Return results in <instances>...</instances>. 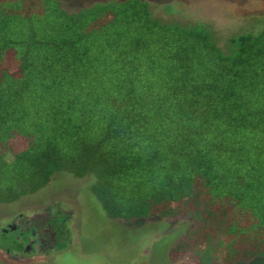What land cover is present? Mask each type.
<instances>
[{"label":"trees","instance_id":"1","mask_svg":"<svg viewBox=\"0 0 264 264\" xmlns=\"http://www.w3.org/2000/svg\"><path fill=\"white\" fill-rule=\"evenodd\" d=\"M164 6L0 0V206L65 173L109 219L180 222L173 264L264 257V21Z\"/></svg>","mask_w":264,"mask_h":264},{"label":"rangeland","instance_id":"2","mask_svg":"<svg viewBox=\"0 0 264 264\" xmlns=\"http://www.w3.org/2000/svg\"><path fill=\"white\" fill-rule=\"evenodd\" d=\"M96 1L100 0H66V4L70 8H78ZM148 1L154 2L158 10L164 8L166 3H171L174 12L183 13L193 21L212 24L223 36L227 33L251 29V24L264 21V0ZM24 145L23 139L13 142L14 149L22 148ZM24 206L39 208L38 213L44 212L46 217L56 214L58 217L70 218L69 223L61 226L64 236L61 238L63 241L59 248L61 251L54 256L57 264H110L111 261L116 264L175 263L171 260L175 259L176 253L169 251V246L177 235L182 234L181 230L177 231L178 226H182L180 222L174 227L173 223L162 221L151 223V220L125 222L109 219L88 190L85 180L73 179L65 173H58L49 184L33 196L21 198L8 206V209L6 206L2 208L0 206V216L10 215L13 209ZM57 210L60 213H57ZM45 216L41 217L39 220L41 222L36 219L40 223L39 226L46 221ZM42 234L44 238L45 235L43 232ZM3 237L0 235V247L15 249L17 234L10 231L3 234ZM72 237L75 243L73 246L70 244L72 249L69 250L67 247ZM43 241V244H37V241L33 246L35 259L42 258L41 253H50L55 247L51 245L52 239L51 242L49 238H44ZM24 254L22 256L25 258L32 257L28 253ZM49 260H52V257ZM234 264H264V257L250 261L242 260Z\"/></svg>","mask_w":264,"mask_h":264},{"label":"flooded vegetation","instance_id":"3","mask_svg":"<svg viewBox=\"0 0 264 264\" xmlns=\"http://www.w3.org/2000/svg\"><path fill=\"white\" fill-rule=\"evenodd\" d=\"M43 210V208H41ZM39 211L35 212L31 216H26L21 213L16 214V216H0V235L3 237V234H7L8 232L12 231L13 233L17 234V237L15 238L14 242V248L13 250L5 247H0V264H57L55 257L61 251L58 247H54L53 250L48 253L45 252V254H42V258L35 259L34 258V248L33 246L40 243L43 244L44 238H49L50 242L51 239L53 242H51V245H55V239H54V233L52 231V222L51 219L55 218L54 221L57 223L58 219L57 216H45L44 212L38 213ZM46 217V221H44V224L39 226V220H41V217ZM38 219V221H36ZM54 222V223H55ZM53 223V224H54ZM56 223L54 224L56 226ZM58 224V223H57ZM57 227L56 229H58ZM39 232V233H38ZM44 233V238L43 234ZM47 232V234H45ZM4 238V237H3ZM26 238V239H25ZM22 239V240H21ZM74 239H72V242L69 243V246L67 247L69 250L72 249V246L75 242H73ZM72 246H71V245ZM67 250V249H66ZM40 251H43L40 249ZM80 253V250H78ZM28 253L32 257L31 258H25L23 257L25 254ZM23 255V256H22ZM36 255V254H35ZM47 257V258H46ZM50 257H52V260H49ZM110 264H116L114 261H111Z\"/></svg>","mask_w":264,"mask_h":264}]
</instances>
